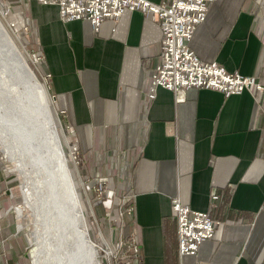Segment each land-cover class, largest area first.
Returning <instances> with one entry per match:
<instances>
[{
  "label": "crops",
  "instance_id": "1",
  "mask_svg": "<svg viewBox=\"0 0 264 264\" xmlns=\"http://www.w3.org/2000/svg\"><path fill=\"white\" fill-rule=\"evenodd\" d=\"M25 7L40 74L72 127L82 175L114 190L120 229L126 239L136 234V264H264V90L189 88L178 103L159 88L151 99L163 40L151 15L125 10L96 32L89 22L64 23L57 6ZM191 50L264 87V0H216ZM176 199L220 222L197 256H178Z\"/></svg>",
  "mask_w": 264,
  "mask_h": 264
},
{
  "label": "built area",
  "instance_id": "2",
  "mask_svg": "<svg viewBox=\"0 0 264 264\" xmlns=\"http://www.w3.org/2000/svg\"><path fill=\"white\" fill-rule=\"evenodd\" d=\"M37 1L43 6H57L64 23L89 22L96 32L100 30L105 20L118 21L125 10L131 12L139 10L151 15L163 31L162 60L151 73V99L156 97L159 88L173 92L178 103L186 101V92L189 88H207L228 96L241 94L253 88L257 91L264 90V87L253 77L239 73L229 74L217 62L201 60L192 52L191 42L197 28L207 21L210 6L216 0H171L160 4L149 0ZM12 26L15 27L14 24ZM35 60L37 63L41 58L35 57ZM75 152L77 149L71 154L74 161ZM104 192L106 198L114 197L113 191ZM125 213L132 216L134 209L129 206L125 209ZM173 213L178 223V256L180 258L197 256L202 243L215 238L220 222L212 219L208 212L184 206L179 199L173 201ZM121 214H124V211ZM117 245L122 250L127 247L130 251L129 255H124L127 261L124 264H133V262L135 264L140 261V250L135 233L130 234L125 240L121 238ZM116 262L121 264L119 259Z\"/></svg>",
  "mask_w": 264,
  "mask_h": 264
},
{
  "label": "rangeland",
  "instance_id": "3",
  "mask_svg": "<svg viewBox=\"0 0 264 264\" xmlns=\"http://www.w3.org/2000/svg\"><path fill=\"white\" fill-rule=\"evenodd\" d=\"M25 4L26 0H0V18L45 88L48 98L45 99L41 93L44 98L41 100L42 105L47 103L54 112L57 123H60L59 135L77 189L78 200L82 206L81 213L87 232L99 251V264H116L117 259L124 264L127 262L125 256L129 255L130 251L127 247L122 250L117 245L121 238L126 239L125 230L120 229L123 209L120 210V202H115L116 199L106 198L105 190L114 192L109 183L94 182L91 178L88 180L82 175L80 150L75 142L72 127L66 122L64 114L55 110L53 97L47 89L48 77L40 74L41 61L36 63L35 57L39 56L35 49L31 26L27 21L30 16ZM13 24L15 27L12 26ZM74 149H77L74 153L75 161L71 156ZM24 184L23 176L4 153L0 139V264H13V262L33 264L34 242L31 241V235L38 231L37 216L33 205L35 202L31 203V200H28ZM108 249L111 250V254L107 253Z\"/></svg>",
  "mask_w": 264,
  "mask_h": 264
},
{
  "label": "bare ground",
  "instance_id": "4",
  "mask_svg": "<svg viewBox=\"0 0 264 264\" xmlns=\"http://www.w3.org/2000/svg\"><path fill=\"white\" fill-rule=\"evenodd\" d=\"M4 28L12 45L19 52L20 61L31 69L16 41L8 33L6 27ZM33 73L35 74L34 71ZM39 92L40 101L48 98L42 84L39 87ZM41 93L44 98H42ZM41 104H43L42 101ZM41 109L46 110V114L43 115ZM41 109L38 112L42 115L36 117L35 113V117L39 121L37 129L28 128V130H25L27 131L25 134L28 136V143L31 144L27 148L24 145V147L19 146L14 141L9 125L0 119L2 149L23 176L25 181L24 190L29 198L28 200H31V203L35 202L33 205L36 210V229L38 231L31 235V241L34 242L33 264H99L98 249L94 248V254L89 249L87 251L86 246L79 237L83 233L90 239L81 213L82 206L78 200L77 189L75 188L67 155L59 135L60 123H57L54 112L50 110L47 103L42 105ZM16 114L22 116L19 110L16 111ZM21 125L23 126L22 129L26 127V124ZM56 132L60 143L56 137ZM41 147L46 149L49 159V171L57 180L55 202L47 196V184L40 165ZM74 195L75 197L72 198ZM107 253L110 254L111 250L108 249Z\"/></svg>",
  "mask_w": 264,
  "mask_h": 264
},
{
  "label": "water",
  "instance_id": "5",
  "mask_svg": "<svg viewBox=\"0 0 264 264\" xmlns=\"http://www.w3.org/2000/svg\"><path fill=\"white\" fill-rule=\"evenodd\" d=\"M3 25L4 23L0 18V119L9 125L14 141L19 146L27 148L31 144L28 143V136L25 134L27 131L25 130H28V128L36 130L39 123L36 117L42 115L38 112L42 106L39 92L41 84L33 71L20 61L19 52L12 45L4 28L5 25L4 27ZM16 109L20 111L22 116L16 114ZM41 111L43 115L46 114V110L41 109ZM21 124H26V127L23 128L24 130ZM56 137L60 143L57 132ZM40 156V165L42 166L48 189V192L46 190L47 196L50 197L51 201L55 202L57 180L49 171V159L45 148H40ZM74 197L75 195L72 198ZM79 237L86 246L87 251L89 249L94 254L96 244L83 233Z\"/></svg>",
  "mask_w": 264,
  "mask_h": 264
},
{
  "label": "trees",
  "instance_id": "6",
  "mask_svg": "<svg viewBox=\"0 0 264 264\" xmlns=\"http://www.w3.org/2000/svg\"><path fill=\"white\" fill-rule=\"evenodd\" d=\"M13 264H16V263L13 262Z\"/></svg>",
  "mask_w": 264,
  "mask_h": 264
}]
</instances>
